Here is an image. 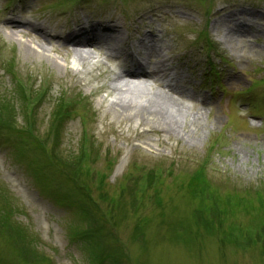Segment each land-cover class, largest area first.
Here are the masks:
<instances>
[{
  "label": "rangeland",
  "instance_id": "obj_1",
  "mask_svg": "<svg viewBox=\"0 0 264 264\" xmlns=\"http://www.w3.org/2000/svg\"><path fill=\"white\" fill-rule=\"evenodd\" d=\"M15 1L0 0V99L16 115L0 112V264H264V0ZM20 6L18 18L62 36L79 16L118 25L147 70L181 86L158 84L182 128L117 119L109 90L91 88L121 70L101 51L78 63L56 41L48 59L21 50L3 26Z\"/></svg>",
  "mask_w": 264,
  "mask_h": 264
},
{
  "label": "bare ground",
  "instance_id": "obj_2",
  "mask_svg": "<svg viewBox=\"0 0 264 264\" xmlns=\"http://www.w3.org/2000/svg\"><path fill=\"white\" fill-rule=\"evenodd\" d=\"M3 23L7 27V30H9L7 35L11 39L18 41L21 50L25 52L33 51L42 56V58L48 59L50 58L48 53L53 47L50 42L56 41L57 43H61L65 48H68L73 56V60L78 63L94 59V51H101L106 58H116L121 53L119 49L122 50L119 45L126 38H122L124 34H120L119 26H116L114 23H109L104 28L117 34L113 38H91V40L79 38L74 33L69 32L65 36H62L57 31L50 32L40 26L32 25L29 21L23 22L7 19ZM25 31L32 33L31 36L26 34ZM152 33L153 29L150 27L149 34ZM23 37H25L24 40H22ZM146 38L147 35L145 34L142 40ZM147 51L153 53V58L157 57L155 48L148 47ZM52 60L55 62L54 65L59 64L55 59L52 58ZM156 63L160 66L163 62L157 61ZM152 69L149 68L147 70L142 63L134 62L131 65H126L119 72H115L113 78L110 79L109 86L100 84L91 88L98 92L100 90H109L110 94H112V99L108 101L107 108L110 111L116 112L117 119L125 116L130 119L133 117L138 123L143 122L142 124L150 125L151 128L153 125L163 132L164 130L166 131V128L158 122L163 117L169 128L178 130L182 128L181 121L178 120V118H181L178 114L180 111L178 109H174L173 111L168 110L169 106L164 104L162 98H159L165 97L166 93L158 88V84L160 88L167 89L172 94H175L177 90L180 91L181 86L172 85L176 84L177 80L169 78L163 72L165 69L155 70L156 66H153ZM86 83L88 85L89 82ZM141 85L143 88L149 89L148 91L153 90L154 94L152 95L148 91L144 92L140 87ZM157 97L159 98L158 100L155 99Z\"/></svg>",
  "mask_w": 264,
  "mask_h": 264
},
{
  "label": "trees",
  "instance_id": "obj_3",
  "mask_svg": "<svg viewBox=\"0 0 264 264\" xmlns=\"http://www.w3.org/2000/svg\"><path fill=\"white\" fill-rule=\"evenodd\" d=\"M1 109L3 110V111H9L10 110V105H2L1 106ZM11 112V111H10ZM80 157L83 159L84 158V155L82 154V155H80ZM80 162V161H79ZM8 213H0V217H7L6 215H7ZM88 213H81L80 214V216L83 218V219H85L86 221H87V218H88V215H87ZM91 219H92V217H89V219H88V223H91ZM96 227H95V230H94V228L92 227L91 228V226H87V227H85V228H83V233H86V234H88L89 236H91L90 235V233H92V234H98V232L96 231ZM18 231H19V233L20 234H22V229H18ZM79 234H81V232L79 233ZM76 235H78L77 233H76ZM28 238H30V236L29 235H27V236H25V238L24 239H28ZM83 238V237H82ZM84 239V238H83Z\"/></svg>",
  "mask_w": 264,
  "mask_h": 264
}]
</instances>
